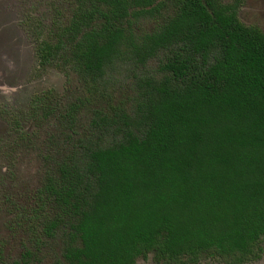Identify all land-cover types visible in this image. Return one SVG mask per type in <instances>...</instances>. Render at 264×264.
I'll return each instance as SVG.
<instances>
[{
	"label": "trees",
	"instance_id": "1",
	"mask_svg": "<svg viewBox=\"0 0 264 264\" xmlns=\"http://www.w3.org/2000/svg\"><path fill=\"white\" fill-rule=\"evenodd\" d=\"M241 1L66 0L36 27L37 63L72 69L88 86L115 61L158 63L134 105L98 112L95 138L15 208L36 248L58 237L57 264L260 257L264 30L240 19ZM50 97L36 95L30 108Z\"/></svg>",
	"mask_w": 264,
	"mask_h": 264
},
{
	"label": "rangeland",
	"instance_id": "2",
	"mask_svg": "<svg viewBox=\"0 0 264 264\" xmlns=\"http://www.w3.org/2000/svg\"><path fill=\"white\" fill-rule=\"evenodd\" d=\"M64 2L0 0V263L21 262L29 250L27 264H57L59 238L36 248L18 222L15 208L30 201L45 177L56 173L58 164L77 155L86 137L95 138L97 126L90 123L98 112L111 113L115 106L131 108L139 80L157 72L156 58L144 66L115 61L95 86H88L72 69L39 65L34 53L36 27L49 24ZM238 15L244 23L264 30V0H242ZM43 92L51 97L43 100V108L32 110L33 97ZM71 108H75L72 120L66 116ZM260 245V257L244 264H264V237ZM137 264L155 262L149 254L138 258ZM197 264L221 262L203 257Z\"/></svg>",
	"mask_w": 264,
	"mask_h": 264
},
{
	"label": "flooded vegetation",
	"instance_id": "3",
	"mask_svg": "<svg viewBox=\"0 0 264 264\" xmlns=\"http://www.w3.org/2000/svg\"><path fill=\"white\" fill-rule=\"evenodd\" d=\"M65 4V2L63 3V5ZM61 8V7H60ZM57 9V8H56ZM56 9H55V11H56Z\"/></svg>",
	"mask_w": 264,
	"mask_h": 264
}]
</instances>
